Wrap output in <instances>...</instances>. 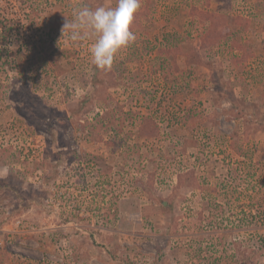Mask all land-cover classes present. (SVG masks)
Instances as JSON below:
<instances>
[{"label":"rangeland","instance_id":"1","mask_svg":"<svg viewBox=\"0 0 264 264\" xmlns=\"http://www.w3.org/2000/svg\"><path fill=\"white\" fill-rule=\"evenodd\" d=\"M115 3L0 0V264H264V0H141L105 71Z\"/></svg>","mask_w":264,"mask_h":264},{"label":"clouds","instance_id":"2","mask_svg":"<svg viewBox=\"0 0 264 264\" xmlns=\"http://www.w3.org/2000/svg\"><path fill=\"white\" fill-rule=\"evenodd\" d=\"M140 7L141 0H116L108 7L84 4L73 11L71 21L65 20L61 31L71 43L91 39V62L107 71L117 53L136 41L131 27Z\"/></svg>","mask_w":264,"mask_h":264}]
</instances>
